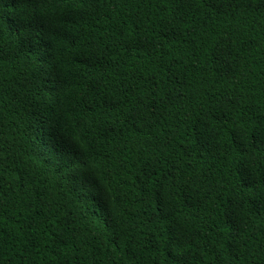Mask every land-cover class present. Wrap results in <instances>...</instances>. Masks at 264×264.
Instances as JSON below:
<instances>
[{"label":"trees","instance_id":"1","mask_svg":"<svg viewBox=\"0 0 264 264\" xmlns=\"http://www.w3.org/2000/svg\"><path fill=\"white\" fill-rule=\"evenodd\" d=\"M0 264H264V0H0Z\"/></svg>","mask_w":264,"mask_h":264},{"label":"snow or ice","instance_id":"2","mask_svg":"<svg viewBox=\"0 0 264 264\" xmlns=\"http://www.w3.org/2000/svg\"><path fill=\"white\" fill-rule=\"evenodd\" d=\"M69 163H74V161H69Z\"/></svg>","mask_w":264,"mask_h":264}]
</instances>
